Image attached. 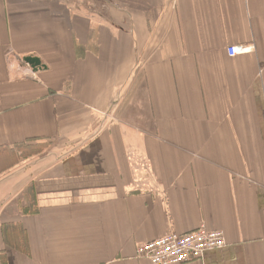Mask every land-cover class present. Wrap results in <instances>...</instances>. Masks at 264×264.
Returning <instances> with one entry per match:
<instances>
[{"label":"crops","instance_id":"1","mask_svg":"<svg viewBox=\"0 0 264 264\" xmlns=\"http://www.w3.org/2000/svg\"><path fill=\"white\" fill-rule=\"evenodd\" d=\"M202 224L184 264H264V0H0V264Z\"/></svg>","mask_w":264,"mask_h":264},{"label":"built area","instance_id":"2","mask_svg":"<svg viewBox=\"0 0 264 264\" xmlns=\"http://www.w3.org/2000/svg\"><path fill=\"white\" fill-rule=\"evenodd\" d=\"M246 50L243 46H229L227 54L233 57ZM224 244L221 231L209 230L202 224L184 234L168 232L141 243L136 248V255L151 264H184L200 259L207 250L222 247Z\"/></svg>","mask_w":264,"mask_h":264},{"label":"water","instance_id":"3","mask_svg":"<svg viewBox=\"0 0 264 264\" xmlns=\"http://www.w3.org/2000/svg\"><path fill=\"white\" fill-rule=\"evenodd\" d=\"M24 60L32 66L40 65V61L36 57L26 56L24 57Z\"/></svg>","mask_w":264,"mask_h":264}]
</instances>
